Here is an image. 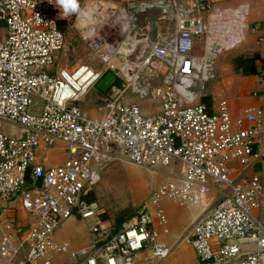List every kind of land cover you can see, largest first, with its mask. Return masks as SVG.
Wrapping results in <instances>:
<instances>
[{
  "label": "built area",
  "instance_id": "2783aa9c",
  "mask_svg": "<svg viewBox=\"0 0 264 264\" xmlns=\"http://www.w3.org/2000/svg\"><path fill=\"white\" fill-rule=\"evenodd\" d=\"M107 1L125 14L161 7L173 14L175 32L130 62L134 71L125 74L122 87L110 86L103 116L94 117L78 103L106 72L117 73L111 45L101 37L91 39L103 69L62 66L59 58L68 43L57 0H0V203L18 199L33 218L28 224L0 222L4 264L18 258L23 264H53L54 254L66 252L79 259L77 264H136L137 254L146 249L159 264L174 250L160 241L168 232L162 200L198 205L215 188L214 206L184 239L201 264H264V177L254 171L264 162V71L263 89L253 91L260 104L237 116L225 98L192 102L194 83L213 77L209 60L216 49L207 46L206 55L195 50L210 32L205 15L210 19L225 0H193L188 6L183 0ZM252 31L264 43V27L255 25ZM129 88L158 110L147 112L128 100ZM5 125L18 127L20 134ZM59 143L65 160L43 163L41 148ZM114 160L171 174L177 166L179 173L153 188L147 204L112 231L87 196ZM75 215L93 219L94 239L89 247L71 251L54 234Z\"/></svg>",
  "mask_w": 264,
  "mask_h": 264
},
{
  "label": "rangeland",
  "instance_id": "374dc122",
  "mask_svg": "<svg viewBox=\"0 0 264 264\" xmlns=\"http://www.w3.org/2000/svg\"><path fill=\"white\" fill-rule=\"evenodd\" d=\"M240 2V0H229L224 4L236 6ZM113 4L107 0H87V9L84 10L86 4L81 3L78 12L63 16L61 21L64 23L61 26L66 32L69 48L67 60H64L69 66L85 63L96 69H103L104 64L91 47V39L101 37L113 49L112 53L118 63L116 75L122 80L121 85H115L122 87L126 83L125 74L128 71H134L135 68V65L130 62L135 59L140 60L152 42L162 37H173L175 22L170 14L158 6L145 11H137L135 14L132 12L125 14ZM223 5H217L220 11H214L212 17L207 20L210 31L207 39H199L196 44L195 50L198 55H206L207 46L211 48V51L216 50L210 54L209 60L214 63L213 77L204 83L197 80L191 88V92H194L192 99L194 103L201 102L204 96L218 97L216 96L217 88H215L217 80L221 79L223 73L234 71L233 59L238 56L240 50L238 46L240 41H237L238 34L244 33L243 29L252 32V29L246 28L245 24L234 30H230L229 26L226 27V23L232 20L243 21L248 11L247 9L244 11L230 10L229 7ZM82 13H87V15ZM221 45L224 46L220 47ZM124 47H127L128 52L123 51ZM108 95L95 86L78 104L84 110L96 116H102L101 108ZM125 95L128 100L137 96L136 93L131 92L130 88L125 91ZM143 102L146 103L144 105L146 110L147 108L148 110L153 109L150 101L143 100ZM5 129L11 130V127L6 128L5 125ZM17 130L18 127L15 131ZM175 169L179 171L177 166ZM157 173L170 172L168 169L142 167L120 160H114L100 172V179L89 193L98 205L100 218L108 221L110 230L119 229L123 223L133 218L144 204H147L153 186H157L162 180L163 175L156 176ZM64 223L65 229L59 238L70 240L73 246L83 241L84 225L89 228L93 219L83 220L77 215L67 219ZM185 232L186 229L183 230L182 237Z\"/></svg>",
  "mask_w": 264,
  "mask_h": 264
},
{
  "label": "crops",
  "instance_id": "0c3cea01",
  "mask_svg": "<svg viewBox=\"0 0 264 264\" xmlns=\"http://www.w3.org/2000/svg\"><path fill=\"white\" fill-rule=\"evenodd\" d=\"M190 1L193 0H183L182 2L184 5L188 6L191 4ZM227 1L229 0L218 2L217 5H223L224 3H227ZM240 1L241 2L236 6L225 5V4L223 6L229 7L230 10L244 11V9H247L248 14L245 17H243V21L238 19H235L234 21L232 20L231 22L226 23V27L229 26L230 30H234V28H240L243 24H245V27L249 29L250 28L252 29V27L255 25H261L262 27H264V0H240ZM78 3L79 4L85 3L86 4L85 7H87V0H78ZM60 9L63 12L61 6ZM168 14H170V17L174 20L173 14L172 13H168ZM62 16H64V14H62ZM207 18L208 16L206 14L205 15L206 21L208 20ZM247 22H249L248 27L246 26ZM62 23H64V21H60L61 29H63L61 26ZM243 31L244 33L238 34L237 41H240V44L238 45L240 49L238 56L243 55L245 57H250V58L256 57L257 72L254 74L244 75L236 71L233 63L232 67L234 71L232 73H223V75H221L222 76L221 79L217 80L218 82L215 85V88H217L216 96L218 97H213V95L206 96L209 98L208 102H211V104L214 103L215 101L217 102L221 98L227 99L229 101L230 111L234 116L239 115L240 113H242V111L245 108L249 106L260 104V100L253 95V91L263 89V86L261 84V71H264V43H260L258 41L257 35L253 31L251 32L249 30L247 31L244 29ZM242 35L244 36L243 38ZM68 50L69 48L67 45V51L61 54L59 58V62L62 66H67L70 68L76 67L79 64H76L74 66H69L64 60L67 58ZM123 51L125 53L128 52L127 47H124ZM109 89L110 87L108 88V90ZM135 97L136 98L131 99V101L139 102L143 106L146 104V103L144 104L143 100H141L139 97L137 96ZM151 104H152L151 107L153 109L148 110L149 108H147V110L146 109L145 110L147 112H156L158 110L157 105L154 103ZM102 112L104 114V111ZM88 113L94 117L103 116V115L96 116V114L94 113L92 114L91 112ZM7 127L8 128L11 127V130L6 129L7 131L9 130L14 133L20 134L19 128L17 131H15L17 127L9 126V125L6 126V128ZM62 144L63 143H59L53 148H46V147L41 148L40 160L46 165H56L62 163L67 156L65 147ZM254 171L261 173L264 177V162L260 163L258 167L255 168ZM174 173L175 174L157 173L156 176L161 174L163 175L162 180L157 184V186H160L166 183L167 181L171 180L172 178H174V176L177 175L179 171L178 170L174 171ZM157 186L154 185L153 188ZM217 196H218V191L215 188L211 193L204 195L201 203L192 206L181 204L179 202H175L167 198L162 200L161 203L162 207L168 216V224H167L168 232H162L160 241L165 242L170 246H173L174 250L170 255V257H168L166 260H164L159 264H201L194 247L188 241H186V239H184L185 234L183 237L182 234H183V230L186 229L187 231L188 228L191 227L197 219H199L202 215H204L206 211H208L210 208L214 206ZM150 210L155 211V207L150 206ZM76 216L77 215H75V217ZM11 219H16L18 222L24 224H28L31 221H33L32 216H30L22 208L18 199L0 203V222L4 223ZM107 222H108L107 220H103V226L106 229L110 230ZM64 224L65 223H63L54 234V239L57 242H68L70 244L71 251L79 250L84 247H89L92 244L94 236L90 232V226L88 228L86 227V225H84L86 229L84 228L82 232L83 241L77 243L76 245L72 246V243L68 239L65 240L63 238H59L60 237L59 235L65 229V227H63ZM0 244H1V229H0ZM5 262L6 261L0 255V264H4ZM78 262L79 259L74 258L69 252L54 254L53 256V264H77ZM13 264H23V259L18 258L16 262ZM136 264H156V261L153 258L152 253L148 249H146L140 251L137 254Z\"/></svg>",
  "mask_w": 264,
  "mask_h": 264
},
{
  "label": "trees",
  "instance_id": "16d2710c",
  "mask_svg": "<svg viewBox=\"0 0 264 264\" xmlns=\"http://www.w3.org/2000/svg\"><path fill=\"white\" fill-rule=\"evenodd\" d=\"M233 63H234V67L236 69L237 72H240L244 75H249V74H254L257 72V67H256V57L250 58V57H245V56H237L233 59ZM122 80L117 77L116 80L113 82L112 86L117 84V85H121ZM111 86V87H112ZM99 90L103 93H108V91H103L99 88ZM208 97H202V101L206 102L208 104H211V102H208ZM87 199L90 201H93V199L91 198V196H87Z\"/></svg>",
  "mask_w": 264,
  "mask_h": 264
},
{
  "label": "clouds",
  "instance_id": "9594fccd",
  "mask_svg": "<svg viewBox=\"0 0 264 264\" xmlns=\"http://www.w3.org/2000/svg\"><path fill=\"white\" fill-rule=\"evenodd\" d=\"M57 4L62 7L65 16L79 11L78 0H57ZM82 14L87 15V13Z\"/></svg>",
  "mask_w": 264,
  "mask_h": 264
},
{
  "label": "water",
  "instance_id": "95a60500",
  "mask_svg": "<svg viewBox=\"0 0 264 264\" xmlns=\"http://www.w3.org/2000/svg\"><path fill=\"white\" fill-rule=\"evenodd\" d=\"M116 74L113 71H108L105 75L100 79L97 83V87L103 91H107L108 88L112 85V83L116 79Z\"/></svg>",
  "mask_w": 264,
  "mask_h": 264
}]
</instances>
